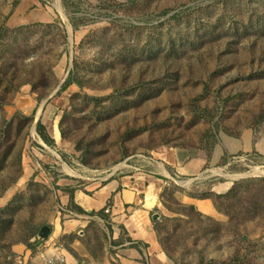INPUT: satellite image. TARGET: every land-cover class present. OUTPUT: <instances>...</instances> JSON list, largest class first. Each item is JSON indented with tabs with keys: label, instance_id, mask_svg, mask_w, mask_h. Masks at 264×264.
Listing matches in <instances>:
<instances>
[{
	"label": "rangeland",
	"instance_id": "rangeland-1",
	"mask_svg": "<svg viewBox=\"0 0 264 264\" xmlns=\"http://www.w3.org/2000/svg\"><path fill=\"white\" fill-rule=\"evenodd\" d=\"M144 158L179 168L150 212L169 264H264V0H0V264H42L58 190ZM101 219L70 264H120Z\"/></svg>",
	"mask_w": 264,
	"mask_h": 264
},
{
	"label": "crops",
	"instance_id": "crops-1",
	"mask_svg": "<svg viewBox=\"0 0 264 264\" xmlns=\"http://www.w3.org/2000/svg\"><path fill=\"white\" fill-rule=\"evenodd\" d=\"M168 165L172 164L165 165L152 158L135 160L131 161L126 172L110 173L101 182H96L97 186L94 189L89 190L88 185L83 189H73L72 192L58 190L61 207L76 213L77 217L67 218L57 212L51 222L52 233L46 241H59L63 236L79 231L95 219L101 221V218H110L111 237L120 264H169L150 220V212L157 207L155 200L157 193L162 186L161 183H164L159 178L165 181L172 178L170 171L166 169ZM178 166L182 165L178 163ZM171 167L174 172L179 171L176 166ZM182 168L184 173L179 174L190 177L195 176L199 169L191 162ZM184 197L202 213L211 215L215 211L213 202L208 197H192L188 191H184ZM107 205L110 213L90 214L103 210ZM72 206L82 209L84 213L73 209ZM64 253L68 264L76 263L70 253L66 251Z\"/></svg>",
	"mask_w": 264,
	"mask_h": 264
},
{
	"label": "built area",
	"instance_id": "built-area-1",
	"mask_svg": "<svg viewBox=\"0 0 264 264\" xmlns=\"http://www.w3.org/2000/svg\"><path fill=\"white\" fill-rule=\"evenodd\" d=\"M105 214L110 213L109 206H105L103 209ZM60 216H64L67 218H75L77 217V214L72 211H67L64 208L60 207V210L58 211ZM39 252H37V259L41 261L42 264H54L55 263H62L65 259V253L64 249L59 243L58 240H52L51 243H48V241L45 242L43 247L38 249ZM14 260L17 263H22V258L15 257Z\"/></svg>",
	"mask_w": 264,
	"mask_h": 264
},
{
	"label": "trees",
	"instance_id": "trees-1",
	"mask_svg": "<svg viewBox=\"0 0 264 264\" xmlns=\"http://www.w3.org/2000/svg\"><path fill=\"white\" fill-rule=\"evenodd\" d=\"M68 84H69L68 82L66 84H64V86L62 87V89H65ZM37 130H38V132H40V136L43 139V141L45 143H47L48 145H52V142H53L52 138H50L47 135H45V134L42 133V131L44 130V126L40 123V121L37 122ZM233 190H234V188L231 189V191H233ZM70 197H72V194H70ZM72 208L75 209V210H78L81 213H84V211L82 209H80V208H78L76 206H72ZM90 214L91 215H94V214H97V215H106L103 210H101L99 212H96V213L95 212H91ZM108 229L111 232L110 226H108Z\"/></svg>",
	"mask_w": 264,
	"mask_h": 264
},
{
	"label": "bare ground",
	"instance_id": "bare-ground-1",
	"mask_svg": "<svg viewBox=\"0 0 264 264\" xmlns=\"http://www.w3.org/2000/svg\"><path fill=\"white\" fill-rule=\"evenodd\" d=\"M59 6H57V8H58ZM53 134H54V136L56 137V138H58L59 137V131H58V129H57V127H56V124H54V126H53ZM43 143V142H42ZM54 152V151H53ZM55 155V154H54ZM65 165V164H64ZM121 165H123V164H119V165H117V166H115V167H118V166H121ZM65 170H66V172L68 173V174H71V175H79L78 173H74L73 172V170H71L68 166H66L65 165ZM165 173H166V171H164ZM215 173H217V174H223L222 172H220L219 170L218 171H214ZM167 174V173H166ZM227 178V177H226ZM230 184V182H226V183H224V184H222V185H220L219 186V188H221L222 190L223 189H226L227 188V186ZM219 190V189H218ZM221 190V191H222Z\"/></svg>",
	"mask_w": 264,
	"mask_h": 264
},
{
	"label": "water",
	"instance_id": "water-1",
	"mask_svg": "<svg viewBox=\"0 0 264 264\" xmlns=\"http://www.w3.org/2000/svg\"><path fill=\"white\" fill-rule=\"evenodd\" d=\"M153 217L155 218V215ZM49 233H50V226L43 225L38 232V238L44 240L48 237Z\"/></svg>",
	"mask_w": 264,
	"mask_h": 264
}]
</instances>
